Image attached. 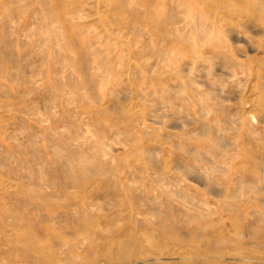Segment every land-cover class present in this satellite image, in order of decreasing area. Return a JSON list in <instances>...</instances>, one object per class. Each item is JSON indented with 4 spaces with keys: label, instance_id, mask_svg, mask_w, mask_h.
Wrapping results in <instances>:
<instances>
[{
    "label": "rangeland",
    "instance_id": "rangeland-1",
    "mask_svg": "<svg viewBox=\"0 0 264 264\" xmlns=\"http://www.w3.org/2000/svg\"><path fill=\"white\" fill-rule=\"evenodd\" d=\"M0 264H264V0H0Z\"/></svg>",
    "mask_w": 264,
    "mask_h": 264
},
{
    "label": "bare ground",
    "instance_id": "bare-ground-1",
    "mask_svg": "<svg viewBox=\"0 0 264 264\" xmlns=\"http://www.w3.org/2000/svg\"><path fill=\"white\" fill-rule=\"evenodd\" d=\"M69 213V212H68ZM81 217V216H80ZM19 220V219H18ZM23 221V220H22ZM85 222V221H84ZM70 224V223H69ZM85 228V227H84ZM32 244V243H31Z\"/></svg>",
    "mask_w": 264,
    "mask_h": 264
}]
</instances>
